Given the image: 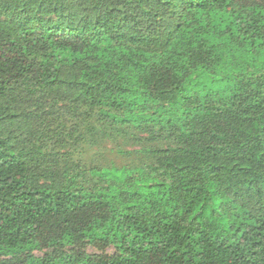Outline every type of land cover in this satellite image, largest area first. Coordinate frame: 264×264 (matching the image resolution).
Returning a JSON list of instances; mask_svg holds the SVG:
<instances>
[{"label": "trees", "instance_id": "1", "mask_svg": "<svg viewBox=\"0 0 264 264\" xmlns=\"http://www.w3.org/2000/svg\"><path fill=\"white\" fill-rule=\"evenodd\" d=\"M0 264H264V0H0Z\"/></svg>", "mask_w": 264, "mask_h": 264}, {"label": "rangeland", "instance_id": "2", "mask_svg": "<svg viewBox=\"0 0 264 264\" xmlns=\"http://www.w3.org/2000/svg\"><path fill=\"white\" fill-rule=\"evenodd\" d=\"M69 253H85L88 255H100V254H108L112 255L116 252V249L114 247L106 248L105 250H102L99 247H95L93 245H86L84 248H81L80 250L74 249V250H67ZM46 254V251L44 252H35L36 257H44Z\"/></svg>", "mask_w": 264, "mask_h": 264}]
</instances>
